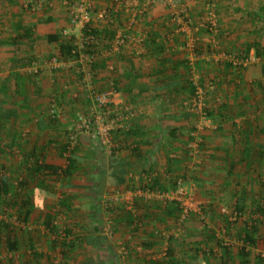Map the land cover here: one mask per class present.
Masks as SVG:
<instances>
[{
  "label": "crops",
  "instance_id": "0c3cea01",
  "mask_svg": "<svg viewBox=\"0 0 264 264\" xmlns=\"http://www.w3.org/2000/svg\"><path fill=\"white\" fill-rule=\"evenodd\" d=\"M67 1L69 0H0V87H8L7 92L0 91V100L6 99L7 104L17 108L8 123V135L12 139L11 143L16 145L20 142L24 151L36 150L43 154L47 161L52 160L50 151L53 147L60 150V143L49 145V138H58L74 127V113L78 108H83L85 102L83 92L62 90L65 81L69 80L74 82V86L81 88L78 64L70 60H58L59 68L51 67L53 56L59 54L61 41L51 42L49 36L61 34L63 30L71 27ZM92 1L98 8L113 5V0ZM139 1L142 7L144 0ZM206 2L208 0H174L173 3L169 0H159L150 7L145 16L138 17L134 23L132 29L138 41L133 40L119 52L105 58L103 65L95 70L98 73L95 86L103 88L102 90L113 86L117 90V101L132 103L137 110L133 119L135 135L116 144L119 147L117 157L127 166L126 182L120 188H107L105 196L107 190L129 187L130 181L137 184L136 186H141L148 181L151 170L163 177L162 181L167 186L170 184V180L164 178L167 171H172L174 175L189 171L185 148L189 132L194 125V115L187 108L193 96L190 82L192 65L197 68L204 83L212 79L218 82L216 89L208 93L213 128L204 132L205 143L201 162L197 164L200 170L196 186L199 187V195L205 201L216 199L219 201L217 203H220L226 191L231 195L234 191L229 183L236 167L247 170L251 168L253 172L258 173L261 169L264 170V110L253 112L252 108L248 109L250 102L251 105L256 104V100L258 102L261 98L264 102V97L256 88L252 94L241 90L243 84L234 76V67L229 72L228 64L224 65L211 59V56L216 58L219 54L221 45L230 44L231 47L238 46L243 49L244 30L249 33L246 37L247 43L255 39V33H259L261 29L258 24L261 23L260 20L264 26V0H238V11L241 8L242 11L247 10L249 18L244 19L235 13L222 18L221 33L215 36L207 35L205 31L196 33L194 30V24H199L204 18ZM223 4L221 1L220 5ZM182 5L189 6L194 24L192 21V24L183 22L184 18L176 14ZM130 19V13L120 11L115 15L114 24L101 23L99 28L107 31L103 36L108 39L114 32L116 36L118 29L125 27ZM243 26L247 29L243 30ZM73 34L78 35V30L73 31ZM140 37H144L143 42ZM192 42L196 43L194 53L189 49ZM208 47L209 51L206 49ZM254 52L252 49L250 53ZM36 62L43 65L42 72L38 75L32 73ZM61 90V94L57 96ZM50 105L54 109L57 107L59 115L55 123L42 129V120L48 117ZM27 124L34 126L32 138L21 137L22 127ZM256 134L261 135V138H256ZM78 141L79 153L86 163L83 162L90 166L89 161L92 158L88 157L94 150L101 151L99 140L93 132L81 133ZM252 151H258V156H254V153L251 157ZM110 156L111 151L108 164ZM75 177L84 181L81 184H85V180H90L92 175L88 171L87 174H77ZM247 179V192H251L252 187L253 191H264V178L259 187L253 186L251 177ZM241 190L246 193L245 188ZM243 193L236 199L235 203L238 205L243 202ZM256 197L252 195V203H255ZM217 207L213 209L215 216L221 215V212L216 210ZM150 214L159 216L161 211L156 209ZM153 222L154 225L146 227L147 230H154L155 227L158 229L157 235L151 237L154 241L152 256L149 258L143 254H135L133 257L128 256L129 259L138 264H150L151 259L166 260L169 258L166 252L170 245L176 251L171 258L176 261L175 264H224L223 249L208 240L206 235L209 229H213L218 232L217 236L220 238L219 233L224 232L225 235L232 231V226L217 222L218 224H210L209 228L200 232L204 240L202 243L206 244V252L209 253V249L214 250L215 255L212 256L202 253L198 255L192 248L194 237L189 233V240L171 241V236H178L176 233H170L173 231L172 226L159 223L155 218ZM143 230L140 229L142 237ZM136 241L133 240V243L140 244L136 246L137 250L142 252V239L140 242ZM239 242L238 245L242 247L243 241V244ZM229 243L223 242V245L228 246L226 244ZM228 247L232 250V259L225 264H241V257L238 255L240 248L234 250ZM247 247L252 249L250 245ZM161 249H166L165 254L159 253ZM252 262L258 264L257 258H253Z\"/></svg>",
  "mask_w": 264,
  "mask_h": 264
},
{
  "label": "rangeland",
  "instance_id": "374dc122",
  "mask_svg": "<svg viewBox=\"0 0 264 264\" xmlns=\"http://www.w3.org/2000/svg\"><path fill=\"white\" fill-rule=\"evenodd\" d=\"M221 1L224 3L223 5H220ZM238 4V0H208V2H206V13L203 16L204 18L202 17L203 20L196 25L194 24L193 15L191 13L192 11L190 10L189 6L182 5L180 8L178 7L179 10L176 14L181 15L180 17L184 18L183 22H187V24H190L192 21L196 33L205 31L207 35L209 34L210 36H215L221 33L220 21L222 18H225L232 13H235V15L237 14V16L241 15L244 19L246 17L249 18L247 10L242 11L243 8H241L238 11ZM212 15H215L217 18L216 30L211 29L212 26L209 20ZM186 16L188 18H186ZM260 22L261 23H258L259 27L261 28L259 33H255V39H251L248 42L254 43L255 41H259L262 44V56L258 57L254 52L253 54L250 53V55L245 58L242 55L241 48H239L238 46L231 47L229 46L230 44H225V46L221 45L222 48L220 49V52H218L219 54L216 55V58L215 56H211V59L217 60L218 63L222 62L224 63V65L228 62H232L235 66L233 68V70H235L234 76H236V79L238 81H242L243 84L242 86L240 85L241 90L246 91L248 94L251 93L254 88H256L259 89L260 94L262 95V97H264V26L262 24L263 21L260 20ZM244 28L245 26H243V30ZM191 32L193 33V31ZM244 32V43L247 44L248 39H246V37L249 36V33H246L248 31L245 30ZM195 44V42H192V45L189 47L192 53L196 52ZM206 49L208 51L210 50L209 47ZM223 54L227 55L228 57L226 58V56H224ZM232 58L234 59L232 60ZM34 66H38L39 73L42 72V64L36 62ZM85 69H90V67L88 65H85ZM227 70L231 72L232 68L228 66ZM97 77L98 73L95 74V82L97 80ZM250 80H252L253 82L251 83ZM211 81H214L216 85H218V82L216 80L212 79ZM252 85H254V87H252ZM79 87L81 88L74 86V82L72 83V81L69 80L65 81L62 90L69 91L70 89H72L73 91L75 90L77 92H83L85 100L84 107L78 108L76 112L79 111L84 114L91 110L93 104L88 97V87L82 83L81 77L79 78ZM93 89H96L97 91H103V88H98V86L94 87ZM62 90L59 94L55 92L57 93V96L61 94ZM208 99L209 96L206 99L207 107H209L210 104L208 102ZM86 103L87 105L85 106ZM56 108L57 107H55L54 109V107L50 105L49 114L52 113V110H54V112H56L58 116L59 113ZM249 108H252L253 112H263L264 102L262 98L258 100V102L256 100V104L251 105L250 102L248 109ZM76 112L74 113L75 126H72L70 129H68L71 132L74 131L77 124ZM25 126L26 127H22L21 137L32 138L31 134L33 132L32 128L34 126H31L30 124H27ZM0 129H3L1 135L2 141L0 142V172L6 173L8 176H10V181L13 186L11 193L7 197L0 196V223L6 220L15 224L17 226L16 236L18 237V241L20 242L19 251H16V253L10 252L5 244V235L0 231V264H23V262H27L28 264H138L132 259H129L128 256L130 255L129 252L125 249L126 246L124 244V235L122 234V232H113V229L118 226V222L120 221L121 216H123L122 214L124 213V210L131 212L130 210H134V207L137 206V202H140L139 207L146 206V204L149 207H161L165 202L163 199L155 197L145 198L140 195H136L138 194V192L143 190L141 189V186H136L137 184L135 185L134 183H131V181L129 182V187H125L123 189L107 190L106 196L104 194L100 199H96V191L91 187L92 182L97 179V170H99L97 164H95L94 166L97 169L93 167L89 168L92 177L90 180L86 179L85 184H81L84 183V181L79 180L78 177H75L71 181H65L64 179L60 178L56 182V184H54V186L49 187L51 189L48 190H50L51 192H47L46 196H44V198H46L47 208L52 210V212L56 214L54 222H56L58 226L57 233H53L51 230H49L48 227H45V224L43 222V211H40V209L38 208H35L33 210L28 221H24L25 214L23 215V213L25 212V209L22 207V204L25 198V191L24 189H22V184L20 182L22 180H29V182L32 181L30 173L27 169L28 165H26L27 160L25 151L23 149L20 150L21 146H11L12 139L8 136V128H6V126L4 128L2 123H0ZM79 137L80 135H78V139ZM257 137L261 138V135L256 134V138ZM100 146L101 151L99 156L101 160V166H107L109 152L111 151V149L107 146H103L101 143ZM54 148L55 147H53L50 151L52 160H50L49 162L65 166L67 163L66 157H62L59 150L57 149V151ZM252 154H254V156H258L259 152L252 151L250 154L251 157ZM93 155L95 156L94 153ZM200 159L201 155L198 157V163L201 162ZM187 160L189 162L188 165L190 166L189 168H187L189 169L188 174L191 179V183L189 184L187 189L191 193L190 195L195 198V201L201 204L204 214H206L209 219L207 218V220L205 221L201 218L200 215L193 214L184 222H181V220L175 222L172 217H170L169 219H165V221H159L154 216L155 220H158L159 223L170 224L173 230L170 231V233H176L178 235L176 237H184L186 240H189L190 236L188 235V233L192 237L198 238L200 237V232L206 229L210 224L214 225L217 222H226L224 217L226 216L228 218L230 226H232V231H228L225 235L224 232L219 231L221 232L219 234L223 242H230L226 245L232 247L234 250L241 248V245H238V241H240V244H243V238L241 237V235L243 234L242 231L244 230L245 225L248 224L249 226H252L256 224L259 228V242L258 246L256 247L250 245L252 247L251 251L253 252V255L251 257H255V259L258 256L264 258V212H261L258 209L257 205L261 204L263 206V193L259 189H257V191H253V187L251 188V192L246 191V187L249 186V184L247 185V178L251 177L250 181L252 182L253 186L257 185L259 187V184L264 178V170L261 169L260 173H258L253 172L251 168H248L247 170L244 168L236 167L234 170L235 173L233 174V176H231L232 180H230L229 183V186H233L232 188H234L232 195L229 191H226L225 196L222 198L221 202L217 203L219 201L216 199H209L208 201H205L199 195V187L196 188V186L198 185L199 179L197 178L199 177L200 170H198V165L192 163L190 158H188ZM69 182L72 183L70 187L72 190H69L71 191V209L63 208L59 204V200L61 199V195L63 194V192L66 193L68 191L67 188L69 186ZM82 188H84L85 190H83ZM241 188H245V194L242 192ZM28 189L30 188L28 187ZM109 189H111V187H109ZM242 193L244 194V199L243 202L238 205V203L235 202L236 199H238V195H241ZM247 194H249V196H247ZM252 195L254 197L257 196L255 198V203H252ZM237 206H239L240 209H238ZM215 207H217L216 210H218V212H221V215L217 216L216 214L215 216L213 214V209ZM238 210L242 211L241 215ZM95 225L101 227V233L107 239V243L105 245L93 248H71L72 251H69V249H66V251H64L65 248H63V242L67 238V236L65 235L66 227H72L74 232L73 235H84L89 232ZM93 230L94 228L92 229V231ZM217 237H219V235ZM141 239L142 234L139 231L138 235L134 237V240H138L136 242H140ZM232 240L233 243H231ZM212 242L216 243V241ZM136 245L140 244L136 243ZM205 246L206 244H204L202 248L205 249ZM165 252L166 249H161L159 251V253L162 255L165 254ZM64 253H67L68 256H65ZM211 255L214 256L213 254Z\"/></svg>",
  "mask_w": 264,
  "mask_h": 264
},
{
  "label": "trees",
  "instance_id": "16d2710c",
  "mask_svg": "<svg viewBox=\"0 0 264 264\" xmlns=\"http://www.w3.org/2000/svg\"><path fill=\"white\" fill-rule=\"evenodd\" d=\"M94 34L97 36L103 38V34L106 30H102L101 28L97 27L92 30ZM107 32V31H106ZM115 37L114 34L111 35L108 39H113ZM75 39V36H67L64 37L61 34H51L49 36V41H61L59 44V54H56L53 56L56 57L58 60H71V59H77L78 55L73 54L74 45L73 40ZM262 44L259 41H255L254 43H247L243 46L242 49V55L243 57H248L250 55V52L252 49H254L255 54L259 57L262 56ZM105 59L98 60L92 65L93 71H95L98 67L102 66ZM230 68L235 67L232 62L227 63ZM264 71V68H263ZM34 75H38L39 73H33ZM14 75V74H13ZM15 76V75H14ZM191 82V81H190ZM192 84V83H191ZM193 96L195 93V87L191 85ZM1 90L7 92L8 87L5 85L4 87H0ZM20 89V88H18ZM0 90V91H1ZM19 91V90H18ZM192 96V97H193ZM191 97V99H192ZM5 100H0V123L2 125L8 126L9 121L11 120L12 116L15 114L16 109L15 106L7 104ZM209 111V107H207ZM192 114V113H191ZM193 115V114H192ZM209 115L210 111H209ZM75 116V115H74ZM77 119V116H76ZM57 120V113H50L48 117L42 120V126L41 128L44 129V127L50 126L51 124L55 123ZM134 126L130 128L129 131L123 132L121 130H114L111 135V139L113 142V146L111 148V156L109 161V166H101V160H100V152H97L94 150L95 156L92 154L88 157L92 158L90 162V166H86L85 158L80 155V145L79 141L72 144V138H71V131L68 130L66 133L62 136L57 137H50L49 138V145H55V142L60 143V155L62 157H66V165L62 166L59 164H55L53 162H49L46 160L45 157H43L42 154H39L36 150H29L25 151L26 160H27V169L30 173L32 181L29 182V180H22L20 183L22 184L21 187L25 191V198L22 204V207L25 209L24 215V221H28L33 210L35 208L40 209V211H43V222L45 224V227H48L49 230H51L53 233L58 232V226L55 220L56 214L52 212V210L47 208L46 203V193L49 192L51 189L49 187L54 186L56 182L61 178L65 181H71L75 178L77 174H87L90 167L95 168V164H97L98 169L97 170V179L92 182L91 187L96 191V199H100L104 194L107 188L116 186L118 188L122 187L125 182L126 178L125 175L127 173V166L117 157V153L119 150L118 145L116 144L119 142L127 141L129 137H132L135 135ZM3 129H0V142L1 135H2ZM93 133V132H92ZM94 135L98 138L99 142V136L96 132H94ZM9 136V135H8ZM190 138L188 136V142L186 145V151L185 155L186 158H189V151H188V144H189ZM17 145V146H16ZM14 145V143L11 144V146L20 147L21 143L18 142ZM202 146V150L203 151ZM20 149V148H19ZM22 150V148L20 149ZM202 154V152H201ZM200 154V155H201ZM85 161V163L83 162ZM93 165V166H92ZM97 169V168H95ZM156 171L151 170L150 176L152 175L151 180L148 182L145 181L144 184L141 185V188L146 189L149 188L151 190H160V191H170L177 186V179L180 177H187L188 172L185 171L184 174L180 175H174L172 171H167V175L164 176V178H168L170 180V184L167 186L163 183V177H159L158 173H155ZM154 175V176H153ZM11 178L6 173L0 172V196L7 197L11 190L13 189V186L11 184ZM71 182H69L68 191L61 195V199L59 200L60 206L63 208L71 209V191H69L71 188ZM28 187L30 189H28ZM72 190V189H71ZM51 192V191H50ZM263 198H264V191L262 192ZM264 200V199H263ZM140 202H137V206H135L134 210L126 211L124 210V213L121 216L120 221L118 222V226H116L113 229V232H122L124 235V244L125 248L128 250L129 255L133 257L135 254L141 255L143 254L144 257H151L152 256V250L154 247V241L151 237L156 236L158 233V229L155 227L154 230H147L146 227L152 226L154 224L153 218L154 215H151L150 213L154 212V210L158 209L161 211V215L155 216L156 219L159 221H165V219H169L172 217L175 222H178L182 216V210L180 208V205L177 201L172 202H164V204L161 207H149L147 204L146 206H140ZM258 209L261 212H264V203L263 206L261 204H257ZM238 209H240L239 206H237ZM153 210V211H152ZM240 212V215L242 214V211L238 210ZM98 216V215H97ZM224 225L230 227V223L228 221V218L226 216ZM94 230L92 231V229ZM140 229L143 230V236L142 237V252H139L137 250V246L133 243L134 237L138 235V232ZM0 231L5 235L4 240L5 244L8 247V250L10 252L16 253V251H19L20 242L18 241V237L16 236L17 233V226L9 221H2L0 223ZM65 235L67 236L66 240L63 242V248L69 249V251H72L71 248H93L97 246H103L106 244L107 239L106 237L101 233V227L100 226H94L91 228L89 232H87L84 235H73V229L72 227H66L65 229ZM241 237L243 238L244 245L239 249L238 255L241 257V264H253L251 257L253 255V252L251 249H247V245L251 246H258L259 242V228L258 225L254 224L252 226H249L248 224L245 225L244 230L242 231ZM206 237L208 240L216 241L217 245H219L224 253H223V263H229L230 259H232V250L228 247L223 245V240H221L219 237H217V232L213 229H209L207 232ZM177 239H180L181 241H186V239L171 236L170 240L175 241ZM200 236L198 238L194 237L195 243L192 246V248L197 252L199 255L202 254H213L214 250L209 249L210 252H206L205 249L201 247L204 243H202L204 240ZM247 244V245H246ZM175 249L172 248V246L169 245L167 248V256H169L166 260H154L151 259L150 264H175L176 261H173L172 256L175 254ZM65 256H68L67 253H64ZM224 257L227 259H224ZM258 260V264L264 263V258L256 257ZM255 259V257H254ZM227 262H226V261ZM23 264H28L27 262H23Z\"/></svg>",
  "mask_w": 264,
  "mask_h": 264
},
{
  "label": "built area",
  "instance_id": "2783aa9c",
  "mask_svg": "<svg viewBox=\"0 0 264 264\" xmlns=\"http://www.w3.org/2000/svg\"><path fill=\"white\" fill-rule=\"evenodd\" d=\"M158 1L159 0H144L143 6L140 7L139 0H113L112 6L102 8H98L92 0H69L66 2L71 27L70 29L63 30L62 35L64 37L70 35L74 36L73 31L78 30V35H76L73 40V54L78 55V58L71 59L70 62L78 64L81 81L88 87V97L93 104L91 110L84 114L79 111L76 112L77 124L74 131L71 133L72 144L77 142L78 135L81 133L96 132L99 136L100 143L111 149L113 146L111 139L112 132L114 130L126 132L133 126V119L137 114L136 107L133 104L118 102L116 96L117 90L113 86L103 91L93 89L96 87V72L93 71L91 67L96 61L105 59L113 53L119 52L133 40L138 41L133 33V25L138 17L145 16L150 7ZM169 1L172 3L174 0ZM120 11L130 13L131 19L125 27H120L118 29L113 39H106L104 36L101 38L94 34L92 30L100 27L101 23L114 24L115 15ZM186 18L188 17L186 16ZM209 21L212 26L211 29L216 30V16L212 15ZM140 41L143 42L144 37H140ZM224 56H226V58L228 57L227 55ZM233 59L234 58H232V60ZM51 64L53 68H59L60 65L56 57L53 58ZM85 65H88L90 69H85ZM32 72L39 73L38 66H33ZM190 81L196 90L194 96L187 104L188 110L194 115V125L189 132L190 141L188 144V155L192 163L198 164V157L205 143L204 132L206 129L213 128L212 120L207 109L206 99L208 93L214 91L217 85L214 81L204 83L197 68L193 65L190 71ZM52 113H54V110H52ZM151 178L152 175H149L148 181L151 180ZM190 183L191 179L188 174L187 177L178 178L176 188L170 191L141 188L143 191L138 192L136 195L145 198H160L166 203L177 201L182 210L181 222H184L193 214L200 215L201 218L206 221L208 217L204 214L201 204L195 201V198L190 195L191 193L187 189Z\"/></svg>",
  "mask_w": 264,
  "mask_h": 264
}]
</instances>
